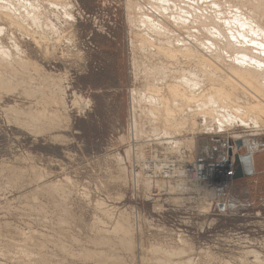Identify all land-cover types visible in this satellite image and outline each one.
Here are the masks:
<instances>
[{
  "label": "rangeland",
  "instance_id": "1",
  "mask_svg": "<svg viewBox=\"0 0 264 264\" xmlns=\"http://www.w3.org/2000/svg\"><path fill=\"white\" fill-rule=\"evenodd\" d=\"M11 1L41 18L35 26L27 20L24 34L0 20V43L11 51L17 43L28 61L13 78L0 77V264H264V171L234 177L215 195L193 175L185 180L181 162L212 161L218 146L217 161L233 141L236 172L243 146L260 149L264 125L164 136L160 123L144 119L141 99L135 125L144 70H174L176 61L141 50L148 33L135 25L133 0ZM203 2L213 18L215 6ZM234 2H220L227 17ZM249 4L242 7L251 11ZM171 138L180 148L166 143Z\"/></svg>",
  "mask_w": 264,
  "mask_h": 264
},
{
  "label": "bare ground",
  "instance_id": "2",
  "mask_svg": "<svg viewBox=\"0 0 264 264\" xmlns=\"http://www.w3.org/2000/svg\"><path fill=\"white\" fill-rule=\"evenodd\" d=\"M203 1L133 0L130 5L135 25L137 24L143 34L148 33L154 38L152 39L146 34L147 37L144 36L138 40L141 50L143 49L142 51L146 53L147 49H150L156 51L159 56H169L175 58L176 61L174 70L169 71L162 63L144 70L147 84L143 86V91L133 98L135 125L138 119L136 102L139 99L144 100L147 103L145 105L149 107L147 112L143 113L144 117L150 119V123H160L164 136L173 133L179 134L177 132L187 130L192 135L191 139H194L203 132L229 130L236 123L248 126L247 123L252 122L257 129L261 127V124L264 125V0H235L236 3L231 0L234 4L238 3L237 6L234 4L231 6V11L234 14L233 16L230 13L233 16L231 18L228 13L230 11L227 12L229 17L225 11L221 12L219 5L222 0H211V4L217 10L213 18L209 16V12L205 13ZM144 2H147L145 4L147 8L142 5ZM10 3L12 5L13 1L7 0L6 3L0 4V20L4 21L9 29L13 27L23 33L28 30L25 28L27 24L29 25L27 20L32 21V26L40 20L41 12H38V9L33 6L29 8L27 5L25 12L24 10L22 12L16 6L18 11L11 9ZM247 3L255 5L251 7V11H249L250 9L246 10V6V9L243 8V4ZM195 4L198 8L195 7ZM137 11H140L139 14ZM202 29L203 33H207V37L202 33ZM3 32V28H0V35ZM185 35L187 39L182 37ZM12 43L14 47L12 51L0 43V77L9 73V76L13 78L18 72L17 70L28 62L20 55L22 48L17 43ZM223 44L224 49L220 51ZM16 66H19L17 70ZM137 104L140 105V101ZM198 119L201 120V123L197 122ZM154 130L158 134L160 129L155 126ZM245 140L239 141L241 146L245 145L247 142ZM175 141L176 138H171L166 143L176 148L179 140ZM174 150L172 149V152ZM183 178L185 179V177ZM162 184H160L161 187ZM121 229L123 226L118 222L115 230ZM148 251L150 252V250Z\"/></svg>",
  "mask_w": 264,
  "mask_h": 264
},
{
  "label": "built area",
  "instance_id": "3",
  "mask_svg": "<svg viewBox=\"0 0 264 264\" xmlns=\"http://www.w3.org/2000/svg\"><path fill=\"white\" fill-rule=\"evenodd\" d=\"M224 151L221 153L219 160L215 161L217 153L220 152V148L214 147L210 151V155L213 156L211 161L208 157H188L182 161V173L183 176L193 175V182L205 186V188L213 191L215 195L225 194L232 187V180L235 177L234 170V158L231 157V154L235 152L236 146L233 141L227 142L223 146ZM175 164L172 163L171 167H174ZM184 169V170H183ZM203 186V187H204Z\"/></svg>",
  "mask_w": 264,
  "mask_h": 264
},
{
  "label": "crops",
  "instance_id": "4",
  "mask_svg": "<svg viewBox=\"0 0 264 264\" xmlns=\"http://www.w3.org/2000/svg\"><path fill=\"white\" fill-rule=\"evenodd\" d=\"M259 141L261 146L256 153H250L246 146H243L239 151L240 167L243 170L244 178L255 174L258 169L264 171V140Z\"/></svg>",
  "mask_w": 264,
  "mask_h": 264
},
{
  "label": "water",
  "instance_id": "5",
  "mask_svg": "<svg viewBox=\"0 0 264 264\" xmlns=\"http://www.w3.org/2000/svg\"><path fill=\"white\" fill-rule=\"evenodd\" d=\"M237 145H238V147H241V143L240 142H237ZM239 163H240V161H239V158L237 157L236 165H238ZM241 177H243V170L241 169V167H238L236 169V172H235V178H241Z\"/></svg>",
  "mask_w": 264,
  "mask_h": 264
}]
</instances>
